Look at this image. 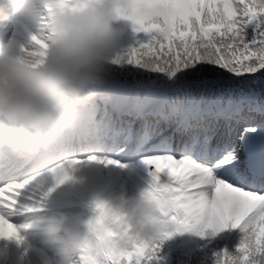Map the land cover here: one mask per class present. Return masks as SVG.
<instances>
[{"label":"snow or ice","instance_id":"obj_1","mask_svg":"<svg viewBox=\"0 0 264 264\" xmlns=\"http://www.w3.org/2000/svg\"><path fill=\"white\" fill-rule=\"evenodd\" d=\"M116 11L132 21L136 33L145 34L117 64H134L141 75L156 74L139 82L146 89L137 111L146 121L147 145L161 134V121L175 125L183 137L178 151L171 137L146 147L175 156L147 155L144 161L155 165L154 171L150 167L153 193L172 219L174 233L195 232L212 243L226 230L239 229L244 235L235 255L227 248V236L215 240L214 264H264V123L237 127L247 121L231 96L232 84L264 83V0H117ZM165 42L167 58L161 60L156 46L163 49ZM253 110L264 115V105ZM76 163L51 169L57 185L72 178ZM165 172L168 179L162 182ZM38 181L29 177L0 187V237L23 239L7 219L17 202L9 197L6 204L5 190L21 196ZM96 208L100 215L91 226L97 231L105 232L106 217L122 222L106 202L97 200ZM106 251L107 264H155L160 246L138 240L124 251L113 252L110 245Z\"/></svg>","mask_w":264,"mask_h":264},{"label":"clouds","instance_id":"obj_2","mask_svg":"<svg viewBox=\"0 0 264 264\" xmlns=\"http://www.w3.org/2000/svg\"><path fill=\"white\" fill-rule=\"evenodd\" d=\"M116 4L117 0H0V27L11 28L9 38L0 43V153L25 157L39 152L54 131L74 121L82 101L97 98L106 73L122 54L117 22L123 17ZM117 199V205L97 199L122 221L106 217L105 232L91 226L100 215L97 200L96 215L86 224L58 213L34 216L22 227L39 231L43 243L54 250L55 264H107L109 245L121 252L138 240L163 241L175 232L153 193L152 180L137 198Z\"/></svg>","mask_w":264,"mask_h":264},{"label":"rangeland","instance_id":"obj_3","mask_svg":"<svg viewBox=\"0 0 264 264\" xmlns=\"http://www.w3.org/2000/svg\"><path fill=\"white\" fill-rule=\"evenodd\" d=\"M38 6L40 10L43 9V5ZM124 20L130 21L127 19ZM5 32L7 33L8 39L11 35L10 26L5 29ZM84 103L85 101H82L78 105L75 119H80V113L84 112ZM130 105L131 103H128L127 106ZM75 119L71 124L76 122ZM109 136L114 135L110 133ZM114 138L116 140H114V149L111 153H107V155L104 156L96 155V159L102 164H98L95 160H87L90 157L89 155L73 160L78 163L74 166L72 178L65 181L63 184L57 185L51 175V170H48L44 171L39 176L38 174L33 175L32 177H38L39 181L29 183L23 190L21 196H15V189L5 190L2 197L5 203L7 204L10 202L8 199L9 197H12V199L17 202L15 208L8 214L7 219L17 226L19 235L23 237V239L18 241L16 238H0V264H34V258H36L37 254L45 256L44 260L46 264H53L51 252L54 250L43 243V237L39 231L34 228L22 227V225L27 224L29 222L28 219H30L28 214L23 212L24 209L27 210V207L23 204L26 198H30L31 202L39 207H44L45 203L53 205L51 211L41 215L42 217H48L52 216L54 211L60 209L59 206L54 204L59 203V201L61 202L71 193L78 195L81 201L86 199L90 200L94 197L95 200H107L109 203L117 205L119 203L117 199L119 196L123 195L127 199H135L143 189L150 185L152 180L150 167L154 171L155 165L148 166L143 163L140 166V168L143 169H139L137 166L140 164V160L150 155L151 152L141 156L135 151L133 142L127 143L123 135L120 138H118V135L117 137L114 136ZM256 142L258 143V141ZM4 161L3 159V162ZM70 161L72 160L68 159L62 163L67 164ZM107 161H113V163H107ZM3 162H0V165L3 166ZM84 164L85 166H83ZM99 167L101 170H99ZM101 172L104 177V183L100 181ZM164 176H167L166 172L161 173V181ZM87 205L89 206L84 207L85 211H87L86 213L89 214L91 218H94L96 215L94 201H90ZM73 207L74 206L64 207L67 210L62 213H66L70 217L78 219L82 224H86L89 221L86 215L81 210ZM25 216H27V220ZM13 218H16V220H13Z\"/></svg>","mask_w":264,"mask_h":264},{"label":"trees","instance_id":"obj_4","mask_svg":"<svg viewBox=\"0 0 264 264\" xmlns=\"http://www.w3.org/2000/svg\"><path fill=\"white\" fill-rule=\"evenodd\" d=\"M242 7V6H240ZM239 18V17H238ZM144 33H136L134 30V25L132 21L126 27L124 34L121 36L120 41V50L124 52L131 46H134L137 40L142 39ZM166 53H168V46L165 42V47L160 49L159 46H156L155 54H158L161 60L166 59ZM154 54V55H155ZM145 59L147 57H144ZM155 78V73H145L141 75L140 70L134 64L120 63L113 64L111 66V71L106 73L105 82L100 88L102 95L107 96V91L113 92L114 99L119 98V94L126 92L128 95V100H132L135 107L145 103L146 94L145 88L140 86V81H147L149 77ZM232 92L231 96L234 102L241 105V108L244 109L245 106L247 111L243 110V119L248 122V124L242 123L240 126L243 128L255 127L261 123H264V115H261L258 111L253 109L258 105H264V83H251L240 81L238 83L231 85ZM203 94L207 95V90H201ZM197 94H200L198 92ZM88 101V100H87ZM89 105L92 107H99V101L97 98L94 101H88ZM227 103V99L225 100ZM223 125L225 123L221 121L220 130L222 129L223 133H226L223 130ZM168 124L161 121L159 124L160 130H167ZM146 130V123L144 125V131ZM172 140V135L170 136ZM235 136L233 135V139ZM193 233V240L186 243L183 241V233H174L173 236L164 239L163 241H158L160 246V251L158 253L159 259L155 261V264H214L215 257L213 252L216 250L213 247L215 240L223 239L225 236L227 239V248L230 253L237 254V246L240 242V239L243 237V233L239 229H229L225 233L219 234L216 238L213 239L212 243H209V238H203L197 233ZM224 245H220L223 247ZM54 253V261H55Z\"/></svg>","mask_w":264,"mask_h":264},{"label":"bare ground","instance_id":"obj_5","mask_svg":"<svg viewBox=\"0 0 264 264\" xmlns=\"http://www.w3.org/2000/svg\"><path fill=\"white\" fill-rule=\"evenodd\" d=\"M9 154V153H8Z\"/></svg>","mask_w":264,"mask_h":264}]
</instances>
